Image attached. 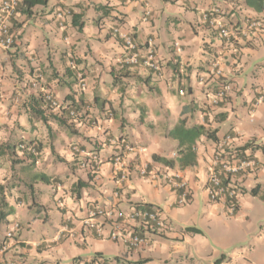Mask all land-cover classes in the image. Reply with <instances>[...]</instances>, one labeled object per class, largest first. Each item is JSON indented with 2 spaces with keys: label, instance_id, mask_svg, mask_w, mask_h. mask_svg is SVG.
Returning <instances> with one entry per match:
<instances>
[{
  "label": "crops",
  "instance_id": "0c3cea01",
  "mask_svg": "<svg viewBox=\"0 0 264 264\" xmlns=\"http://www.w3.org/2000/svg\"><path fill=\"white\" fill-rule=\"evenodd\" d=\"M57 3L48 0L29 16L18 13L12 20L14 44L0 48V143L32 142L39 150L35 161L17 150L0 155L5 202L0 209L10 211L0 220V243L12 223L20 225L9 249L0 252V264H72L77 256L85 261L95 255L122 264H264V212L250 221L252 197L264 193V103L251 105L264 90L263 0H63L75 21H83L81 28L72 16L59 27ZM214 8L219 12L208 16ZM211 17L233 30L231 42L219 37ZM250 18L260 24L248 31ZM114 28L130 32L142 52L147 38H154L160 76L123 62L125 49ZM215 61L233 83L218 105L210 104L220 83ZM78 74L83 90L77 88ZM45 93L77 105L78 118L67 120L71 126L50 118L58 111L44 105L41 115L31 110V100ZM180 120L186 127L215 130L216 139L231 134L238 147L248 142L246 150L259 165L238 178L233 215L223 201H210L205 189L214 139L200 136L195 162L180 166L178 142L170 134ZM92 153L100 159L97 173L82 165ZM115 154L129 171L125 181H118ZM153 155L174 165L154 161ZM172 173L188 182L184 205L177 203L179 190L164 178ZM136 203L159 207L170 223L164 232H144L147 242L141 247L111 241L110 218L101 215L86 223L92 207L129 212ZM186 205L191 207L180 210L182 215L194 210L193 215L180 220L176 209ZM257 207L264 211V204ZM227 218L237 222L233 229ZM189 226L201 232L186 230ZM223 234L247 243L230 254L227 248L214 250L211 237Z\"/></svg>",
  "mask_w": 264,
  "mask_h": 264
},
{
  "label": "built area",
  "instance_id": "2783aa9c",
  "mask_svg": "<svg viewBox=\"0 0 264 264\" xmlns=\"http://www.w3.org/2000/svg\"><path fill=\"white\" fill-rule=\"evenodd\" d=\"M264 1V0H263ZM19 0H0V48L7 50L12 47L15 42V32L12 27V20L17 14ZM219 12L218 8H214L208 16H215ZM71 10L67 7L63 0H58L54 9V17L59 27L64 28L66 20L70 17ZM205 18V16H204ZM209 23L218 29L219 35L225 38L226 42H231L234 37L233 30H230L223 24H218L216 17H211ZM260 21L257 19H247L245 23L246 30H252L258 27ZM113 32L116 33L122 40L125 55L123 62L128 65H138L141 60V65L153 71L155 75H161V63L157 58L156 50L147 49L142 52L139 45L135 42L130 32H120L118 28H114ZM152 43V41H150ZM153 45V43L151 44ZM154 47V45H153ZM215 74L221 79L218 88L210 98V104L218 105L223 101L227 94L232 90V83L225 77H222V72L217 67V63L213 64ZM77 88L83 90L85 82L81 74L77 75ZM45 101L49 104L50 108L59 111L61 103L51 93L44 94ZM264 103V90H260L256 98L252 101V106L255 107ZM70 115L73 118H78L76 110L71 109ZM234 137L231 134H225L221 138L214 141L211 164L208 171V176L205 184V189L210 201L219 202L223 201L226 205L228 214L233 215L237 208V197L240 193L238 178L241 175H246L258 168L259 162L257 159L248 153L246 148L238 147L235 145ZM124 148L131 150L132 146L124 142ZM20 151L25 148V143L20 142L17 144ZM74 150L78 151V147L74 146ZM100 159L97 154H88L82 165H86L92 173H97ZM113 166L116 171H120L118 181H125L128 178L129 171L124 169L122 164V157L115 154L112 158ZM139 172L144 176L148 174L147 166L143 165L139 168ZM156 173L154 172L153 175ZM162 176V175H161ZM165 180L175 189L179 190L177 203L184 205L189 202L190 188L188 182L178 173L166 174ZM104 216L110 218L111 229L108 238L111 241L121 240L129 248H138L146 244L147 238L144 232H164L170 227L162 210L153 206L151 208L134 207L129 212L120 210H104L99 207H92L88 211V218L86 219L87 225L91 224V220L97 216ZM122 221H129L131 224L123 225ZM66 228V225H64ZM20 225L17 222L11 224L10 228L6 231L4 238L0 243V252H5L14 241ZM100 231V229H97ZM14 264V263H12ZM16 264V263H15ZM72 264H118L116 261L108 260L103 256H94L88 260H74Z\"/></svg>",
  "mask_w": 264,
  "mask_h": 264
},
{
  "label": "trees",
  "instance_id": "16d2710c",
  "mask_svg": "<svg viewBox=\"0 0 264 264\" xmlns=\"http://www.w3.org/2000/svg\"><path fill=\"white\" fill-rule=\"evenodd\" d=\"M47 2H48V0H19L16 12H17V14L21 13V14L29 16V15L32 14L34 7H36L38 5H40V6L41 5H46ZM262 6H264V4ZM96 8L97 9L103 8V6L99 5V6H96ZM71 16H72V22L75 25H77L78 28H81L83 26V21L76 22L75 21V14H72V11H71L70 17ZM12 27H13V25H12ZM114 34H116V33H114ZM218 35H219V32H218ZM219 37L221 39L225 40V38H222L220 35H219ZM150 41H152V43L154 45V38L151 35L147 38L145 43L142 45L144 52L147 49H153V51L156 50V46L154 45V47H153V45H151L152 43H150ZM141 63L142 62L140 60L138 65H141ZM150 71L153 73L152 70H150ZM65 74H67L68 76H72L71 74L68 73L67 70H66ZM81 77L83 78L82 75H81ZM75 80H76V78H75ZM218 80L221 82V79L218 78ZM229 82L232 83L231 80H229ZM232 85H233V83H232ZM217 88H218V85L216 87V90H217ZM216 90H215V92H216ZM29 104H31L30 108H31L32 111H34L35 115L36 114L37 115H41L42 114L41 112H43V111L41 109V106H43V105L45 107H47L48 109H51L49 104L45 101L43 95H38V97L33 98ZM71 109H74L76 111L78 110V107H77V105H75L74 102L62 103L60 110L57 113H55V114H50L49 117L53 118L59 124H68L67 126H71V123H68V121H67V120H71L72 121V119H74L70 115V110ZM43 118L46 120V117L43 116ZM170 134H171V137L176 139L177 142H178V154H181L180 158L178 159V162H179L180 166H182V167L185 166L186 164H193L195 162L196 140L200 136L204 135L205 137H207L209 139L216 140L215 130L206 129L204 127V125H192L190 127H186L185 123H184V120H180L171 129ZM248 145L249 144L247 142V143H245L242 146V148H247ZM35 146H36V144H34L32 142H26L25 148L22 151H20L18 149L17 145L11 144L9 142L0 143V155L2 153H4V151H6L9 155L10 154H16V150H17L18 152H21L22 154L26 155V157L28 159H30L31 161H35L36 153L39 151V150L35 149ZM152 158H153L154 161H158V162L164 163L165 165L170 166V167L174 165V160H172V159H166V158L158 156V155H153ZM79 186H80V182L76 184V187H74V191L75 192H76V189L79 188ZM258 187H259V185H256L250 190L253 195L258 194V191H257ZM2 188H3L2 185H0V193L3 190ZM261 196H262V198H264V193ZM4 205H5L4 199L1 197L0 198V207H2ZM135 207L136 208L137 207L151 208L153 206L150 203H143V204L142 203H136ZM9 213H10V211L5 212L2 209H0V220H2L5 217V215H8ZM186 230L192 231L194 233H200L201 232L199 229H197L195 227H191V226L186 227ZM95 256H101V255H95ZM107 259L116 261L118 264H122L121 261L118 260V259H109V258H107Z\"/></svg>",
  "mask_w": 264,
  "mask_h": 264
},
{
  "label": "rangeland",
  "instance_id": "374dc122",
  "mask_svg": "<svg viewBox=\"0 0 264 264\" xmlns=\"http://www.w3.org/2000/svg\"><path fill=\"white\" fill-rule=\"evenodd\" d=\"M108 79H109L110 83H112V84L115 83V80L113 78H111L110 76ZM252 198H253V206L255 209L251 210L252 216H250V221L253 222V218H254V220H257V218H259L261 216L262 212H264L263 209L259 210L257 207V203L264 204V199L256 197V196H254ZM190 207H191L190 205H186L185 207L177 208L176 211L185 210L186 212H188V209H190ZM193 212H194V210L191 211L187 216H183L182 214H184V213L182 211H180L178 214V219L188 221L192 217L191 215H193ZM195 213H197V211ZM229 215H231V214H229ZM227 219H228L227 224L230 226V229L231 228L233 229L235 227V225H237V222L233 221L230 218H227ZM227 224L223 223L222 226L225 227ZM211 238H212L211 245L214 247V250L219 251V250H222L224 248H227L226 253H228V254H230L232 252L233 248H239L240 247L239 244L247 243L246 240L243 241V237H241L240 239L238 238V239H236V241H234V238H232L231 234L213 235ZM79 257L80 256H77L75 258L83 261V259H81Z\"/></svg>",
  "mask_w": 264,
  "mask_h": 264
},
{
  "label": "clouds",
  "instance_id": "9594fccd",
  "mask_svg": "<svg viewBox=\"0 0 264 264\" xmlns=\"http://www.w3.org/2000/svg\"><path fill=\"white\" fill-rule=\"evenodd\" d=\"M217 140V139H216ZM20 143V142H19ZM241 147V146H240ZM251 154V153H250ZM252 155V154H251ZM253 156V155H252ZM237 209V208H236Z\"/></svg>",
  "mask_w": 264,
  "mask_h": 264
}]
</instances>
